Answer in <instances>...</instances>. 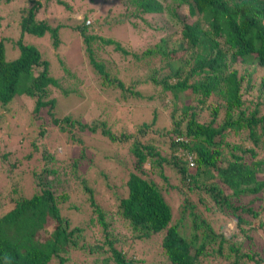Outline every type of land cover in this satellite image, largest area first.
I'll return each mask as SVG.
<instances>
[{
    "label": "trees",
    "instance_id": "1",
    "mask_svg": "<svg viewBox=\"0 0 264 264\" xmlns=\"http://www.w3.org/2000/svg\"><path fill=\"white\" fill-rule=\"evenodd\" d=\"M29 1L13 41L17 56L6 59L0 40V105L25 96L32 101L30 113L35 118H41L45 108L60 130L97 132L113 148L125 147L131 165L124 181L126 193L116 199L115 212L101 210L85 178L75 174L83 151L72 162L69 172L74 179L69 183L46 164L33 173L34 191L29 196L11 183L0 200V264H155L132 244L158 232L162 236L155 253L165 264H264V0H123L122 11H105L102 25L95 27L101 28L99 32L84 22V14L72 29L81 38L88 67L103 86L118 90L124 99L142 97L138 81L125 86L116 75V64L127 58L145 71L154 90L159 86L172 100L180 97L167 125L155 126L153 114L132 130L119 131L99 119L87 122L54 115L49 87H60L58 80L48 73V61L23 37L47 32L56 46L61 25L37 18L42 2ZM91 1L89 8L105 5ZM55 2L70 7L65 1ZM179 8H186L188 19L179 16ZM126 15L135 20L127 22ZM136 19L151 36L156 31L162 34L153 47L140 52L120 41L129 35L124 23L128 30L136 29ZM104 26L114 37L103 34ZM154 55L164 64L149 68L147 60ZM45 158L47 163L53 155ZM112 161L115 167L118 161ZM75 179L87 192L85 201L95 219L84 220L80 211L82 220L74 221L78 210L66 200L67 187ZM182 185L195 200L186 197L180 204L181 216L172 222L164 190ZM114 215L127 223L128 240L114 234ZM227 215L235 228L229 232L223 227ZM256 228L262 233L259 244L254 240ZM75 253L81 257L72 261Z\"/></svg>",
    "mask_w": 264,
    "mask_h": 264
},
{
    "label": "rangeland",
    "instance_id": "2",
    "mask_svg": "<svg viewBox=\"0 0 264 264\" xmlns=\"http://www.w3.org/2000/svg\"><path fill=\"white\" fill-rule=\"evenodd\" d=\"M40 1L43 7L37 10L35 16L45 18L51 25L60 23L59 43L56 46L51 44L47 32L42 36L25 34L23 42L32 44L39 50L41 58L48 61V73L58 80L60 87H49L50 97L55 99L52 111L56 117L70 116L72 119L87 122L99 119L105 121L114 131L132 130L130 127L139 124L144 119H151L154 115L157 116L155 126L169 123L170 111L179 106L180 97L172 100L171 94L169 92L162 93L159 86L154 90L152 82L145 80L147 79L144 76L145 71L127 58L116 64L118 66L116 75L123 80L125 86H132L135 81H138L136 88L142 97L128 96L124 99L118 90L103 86L100 78L88 67L81 38L77 30L72 29L74 25L83 21L84 14L86 15L85 23L91 25L92 28L100 27L103 23L101 19L108 8L121 9V11L124 9L123 0H102V2L105 1V5L94 6L95 8H89L94 5L91 0H62L69 4V9L56 4L55 0ZM30 5L29 0H9L7 2L0 0V40L3 41L6 59L17 56L18 50L13 41L18 37V23ZM100 12L101 14H99ZM177 13L188 19L186 8H179ZM133 20H135L134 17L127 18V22ZM137 21V28L130 30H128L127 23H124L129 35L128 38H126L127 34L122 35L120 41L125 42L132 51L140 52L139 50L144 47H153V43L162 34L160 31H156L155 35L151 36L146 25ZM157 24H160L159 20ZM95 29L99 32L101 28ZM102 32L104 35L111 34L109 30L105 29V26ZM110 37H114L113 34ZM100 51L98 49L97 53ZM147 61L149 68L164 64L158 55L149 57ZM64 68L68 71L66 75ZM63 90L66 93H63ZM151 95H153L152 98ZM31 106L32 101L20 95L15 96L10 103L4 106L0 105V200L2 195L6 194L5 188H8L11 183L15 184L23 195L29 196L34 191L32 175L40 171L45 164L57 169L58 174L61 173L59 177L64 178L66 181L64 184L69 183L74 179L69 172V169H73L72 162L79 158L83 151L85 155L80 157L82 162L75 174L85 178V183L92 189L94 201L101 210L115 212L117 209L116 199L126 193L124 181L131 165L126 148H113L97 132L86 134L74 127L67 128L69 132L60 130L51 123L45 108L41 109L42 116L38 119L30 113ZM51 155H53L52 160L45 163V157ZM113 158L118 161L115 167ZM60 167L62 172H60ZM149 176L157 184L161 183L155 173H151ZM74 181L67 187L69 188V197L66 200V203L75 205L78 210L77 215H73L76 218L74 221L82 220L79 215L80 211L84 214V220H89L91 217L95 219V214L91 212L85 201L87 192H83L82 185L76 183V179ZM170 183L177 184V181L171 179ZM186 197L192 201L195 200L194 194L189 192L185 185L174 188L167 187L164 190V199L170 206L172 222H176L181 216L180 204ZM240 201L244 203L245 199L241 198ZM185 217L184 214L183 222H185ZM226 220L227 222H223V227L227 232L235 230L231 224L233 219L227 215ZM257 221H253L254 226ZM255 230L254 240L259 244L262 233L260 228ZM89 232L90 228L87 230V233ZM113 232L116 236L128 240L130 230L127 223L116 215L113 216ZM123 235L126 237L123 238ZM161 236L162 232L151 234L147 239L133 243L132 248L134 251H143L147 262L150 260L155 264H165L163 258L161 257L159 261V255L155 253ZM80 257L81 255L75 253L72 261H76Z\"/></svg>",
    "mask_w": 264,
    "mask_h": 264
},
{
    "label": "built area",
    "instance_id": "3",
    "mask_svg": "<svg viewBox=\"0 0 264 264\" xmlns=\"http://www.w3.org/2000/svg\"><path fill=\"white\" fill-rule=\"evenodd\" d=\"M187 160L189 161L188 164L192 165V162L190 161V157L189 156H187Z\"/></svg>",
    "mask_w": 264,
    "mask_h": 264
},
{
    "label": "clouds",
    "instance_id": "4",
    "mask_svg": "<svg viewBox=\"0 0 264 264\" xmlns=\"http://www.w3.org/2000/svg\"><path fill=\"white\" fill-rule=\"evenodd\" d=\"M188 166H191V165L188 164Z\"/></svg>",
    "mask_w": 264,
    "mask_h": 264
}]
</instances>
